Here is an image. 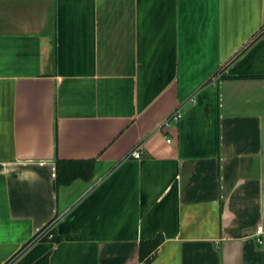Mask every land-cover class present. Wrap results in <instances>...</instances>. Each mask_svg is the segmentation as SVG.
Listing matches in <instances>:
<instances>
[{"label": "crops", "instance_id": "0c3cea01", "mask_svg": "<svg viewBox=\"0 0 264 264\" xmlns=\"http://www.w3.org/2000/svg\"><path fill=\"white\" fill-rule=\"evenodd\" d=\"M260 226L264 0H0V264H264Z\"/></svg>", "mask_w": 264, "mask_h": 264}, {"label": "trees", "instance_id": "16d2710c", "mask_svg": "<svg viewBox=\"0 0 264 264\" xmlns=\"http://www.w3.org/2000/svg\"><path fill=\"white\" fill-rule=\"evenodd\" d=\"M89 170V168H88ZM91 174V171H87V169H84L83 166L74 165L72 167H69L66 171L63 168L58 169V180L60 182L68 183L75 179L76 177H84L89 178ZM159 240L154 242V245L157 246L159 244Z\"/></svg>", "mask_w": 264, "mask_h": 264}, {"label": "built area", "instance_id": "2783aa9c", "mask_svg": "<svg viewBox=\"0 0 264 264\" xmlns=\"http://www.w3.org/2000/svg\"><path fill=\"white\" fill-rule=\"evenodd\" d=\"M181 116H182V114H181L180 110H178V111L172 113V114L168 117V119L165 121L163 127H165V126H167V125H170L172 121H178V120L181 118ZM167 141H168L169 143H171V142H172V139H171V138H168ZM132 155H133V157H135V158H137V159L141 158V156H142V149H141V148H137V149H135V150L132 152ZM263 231H264V229H263V227H261V226L258 227L257 230H256V234H257V236H258V242L261 243V244L264 242V241H263V238L261 237V235L263 234ZM51 236H52V234H51Z\"/></svg>", "mask_w": 264, "mask_h": 264}]
</instances>
